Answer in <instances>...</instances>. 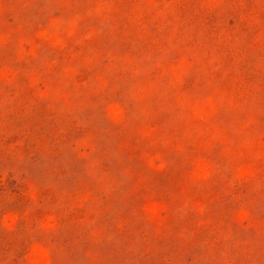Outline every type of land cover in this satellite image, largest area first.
Masks as SVG:
<instances>
[{"label":"rangeland","instance_id":"1","mask_svg":"<svg viewBox=\"0 0 264 264\" xmlns=\"http://www.w3.org/2000/svg\"><path fill=\"white\" fill-rule=\"evenodd\" d=\"M0 264H264V0H0Z\"/></svg>","mask_w":264,"mask_h":264}]
</instances>
